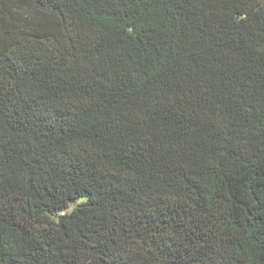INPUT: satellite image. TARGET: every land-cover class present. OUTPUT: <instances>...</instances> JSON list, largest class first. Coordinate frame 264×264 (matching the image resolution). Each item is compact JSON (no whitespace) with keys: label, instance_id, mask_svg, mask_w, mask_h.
I'll return each instance as SVG.
<instances>
[{"label":"trees","instance_id":"16d2710c","mask_svg":"<svg viewBox=\"0 0 264 264\" xmlns=\"http://www.w3.org/2000/svg\"><path fill=\"white\" fill-rule=\"evenodd\" d=\"M0 264H264V0H0Z\"/></svg>","mask_w":264,"mask_h":264}]
</instances>
